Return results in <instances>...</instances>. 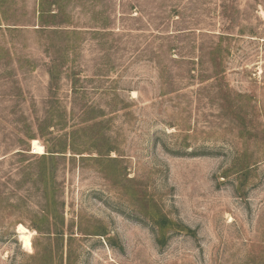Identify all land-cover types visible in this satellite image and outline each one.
I'll list each match as a JSON object with an SVG mask.
<instances>
[{
  "label": "rangeland",
  "instance_id": "1",
  "mask_svg": "<svg viewBox=\"0 0 264 264\" xmlns=\"http://www.w3.org/2000/svg\"><path fill=\"white\" fill-rule=\"evenodd\" d=\"M40 1L0 0V264H264V0Z\"/></svg>",
  "mask_w": 264,
  "mask_h": 264
},
{
  "label": "bare ground",
  "instance_id": "2",
  "mask_svg": "<svg viewBox=\"0 0 264 264\" xmlns=\"http://www.w3.org/2000/svg\"><path fill=\"white\" fill-rule=\"evenodd\" d=\"M33 149L36 154H44V147L41 146L37 141H33ZM18 234L24 245L25 250L32 251V233L29 232L25 227H18Z\"/></svg>",
  "mask_w": 264,
  "mask_h": 264
},
{
  "label": "trees",
  "instance_id": "3",
  "mask_svg": "<svg viewBox=\"0 0 264 264\" xmlns=\"http://www.w3.org/2000/svg\"><path fill=\"white\" fill-rule=\"evenodd\" d=\"M47 4H50V5H55L57 6L58 8H61V4H60V0H41L40 1V6H41V10L44 9V7L47 5ZM42 13V16L44 15V11L42 10L41 11ZM43 18V17H42ZM48 153L52 154V153H57V152H53L51 149L48 148Z\"/></svg>",
  "mask_w": 264,
  "mask_h": 264
}]
</instances>
